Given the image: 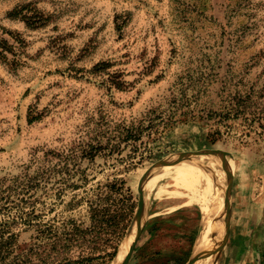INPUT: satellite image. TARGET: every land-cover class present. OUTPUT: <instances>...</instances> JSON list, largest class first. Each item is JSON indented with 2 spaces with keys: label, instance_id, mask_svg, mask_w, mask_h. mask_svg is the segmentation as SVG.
<instances>
[{
  "label": "rangeland",
  "instance_id": "374dc122",
  "mask_svg": "<svg viewBox=\"0 0 264 264\" xmlns=\"http://www.w3.org/2000/svg\"><path fill=\"white\" fill-rule=\"evenodd\" d=\"M0 26L10 32L0 29L9 64L0 60V223L22 233L16 254L36 243L24 222L89 227L98 187L124 180L133 219L146 196L128 264H190L217 212L205 223L193 195L166 177L191 176L183 165L203 160L219 193L203 166L200 193L226 204L214 264H264V249L234 253L239 172L250 193H264V0H0ZM133 219L113 260L109 228L68 258L113 264Z\"/></svg>",
  "mask_w": 264,
  "mask_h": 264
},
{
  "label": "trees",
  "instance_id": "16d2710c",
  "mask_svg": "<svg viewBox=\"0 0 264 264\" xmlns=\"http://www.w3.org/2000/svg\"><path fill=\"white\" fill-rule=\"evenodd\" d=\"M10 17H15L14 13H11ZM24 21L28 28L36 29L31 26L28 20ZM0 29L6 34H10L2 26ZM0 60L9 66L6 57L2 56ZM20 66L21 63L17 62V69ZM106 67L107 64H100L95 67L94 71ZM118 89L123 88L118 86ZM32 122L33 120L30 119L29 124ZM82 153L83 158L89 155L86 150ZM88 159H94V155H90ZM60 162H63V156L60 157ZM63 170H68V163ZM88 206L89 227L79 224L76 220H70L62 227L51 224H35L31 221L24 222V225L36 229L34 238L36 243L21 254L16 253L22 233L16 232L15 224L0 223V264H86L84 256L79 257L76 261H71L67 255L74 249L84 250L96 246L98 241H101V232L107 228L116 235L114 252L110 254V260H113L117 256L119 245L132 222L136 207L130 189L126 188V181L114 180L99 186Z\"/></svg>",
  "mask_w": 264,
  "mask_h": 264
},
{
  "label": "bare ground",
  "instance_id": "6f19581e",
  "mask_svg": "<svg viewBox=\"0 0 264 264\" xmlns=\"http://www.w3.org/2000/svg\"><path fill=\"white\" fill-rule=\"evenodd\" d=\"M205 159V158H204ZM184 166V167H183ZM182 167L183 168H186L187 170V173L191 176H187V175H180L179 173L180 172H184L185 170L182 169V168H179V169H176L175 172H173L170 176L168 175L166 177V179L170 178L172 179L176 184L175 186L177 187H181L183 189H185L187 192H189L190 194L193 195V200H196L197 203L201 206V210H202V213H203V219H204V222L205 223H210V216H211V210L212 209H215L216 212H217V216L215 219L216 221L214 222V219L213 222L216 223L215 226H214V229L212 230V232H210L211 228H208L203 234L202 236L200 237V241H199V244H198V248H197V257H196V261L197 263L196 264H199L200 263V259H201V254H199V251L200 249L203 247V252H204V262L202 264H214V259H213V255L215 254L216 255V251L219 247V245L221 244V241L224 236V232H223V229H224V224H225V221H226V204L223 200V198L220 197L219 195V201H215L212 203L211 199H209V196H210V193L208 191V189L202 191L203 194L200 193L199 191V185H200V181L197 180V179H200L199 178V174H200V170H201V166L205 167V169H207V171L205 172L204 176L206 179V181H209L210 182V185H211V188L213 189V192H217V194L219 193L218 190V186L217 188L215 187V182L214 180L216 179H212V174H215V170H214V167L213 165L211 166L210 165V168L211 169H208V165L206 164L205 161L203 160H200V164L198 165L197 163H187L185 165H183ZM191 168V169H190ZM194 171H193V170ZM196 171V172H195ZM199 172V173H198ZM211 172V174L209 173ZM207 177H206V176ZM216 176V175H215ZM214 176V177H215ZM195 177V178H194ZM219 177V176H218ZM221 177V176H220ZM197 178V179H196ZM216 181V180H215ZM203 184H206L207 186H209V183L207 182H204L203 181ZM158 187V186H157ZM170 187V186H168ZM203 187L206 188V186L204 185ZM180 188V189H181ZM216 188V189H215ZM150 189V188H149ZM156 190V189H155ZM159 191L158 190L156 192V194L158 195L159 194ZM178 191V190H177ZM180 192V191H179ZM212 193V192H211ZM214 194V193H212ZM150 195H151V191H150ZM169 195V194H168ZM179 195V194H178ZM185 195V194H184ZM187 195V194H186ZM172 196V195H171ZM176 196V195H175ZM174 196V197H175ZM217 196V195H216ZM160 197V196H158ZM157 197V198H158ZM168 197V196H167ZM179 197V196H178ZM218 199V198H217ZM192 200V201H193ZM188 201V200H187ZM194 202V201H193ZM150 205V204H149ZM197 205V204H196ZM216 205V206H215ZM187 206V205H186ZM145 211V210H144ZM215 215V213H212V215ZM145 216H146V213L144 212L143 216H142V220L140 222V224L138 225V227H134L133 228V231L130 232L128 238L126 239V241L124 242V245L123 247L121 248L120 252H119V255L118 257L116 258V261L113 263V264H121L122 261L124 260L126 254L128 253V251L131 249L132 247V244L135 240V237L136 235L138 234L139 232V229L141 228L142 224L144 223V220H145ZM215 218V217H214ZM220 221V222H219ZM212 222V223H213ZM211 226V225H210ZM210 232V233H209ZM209 233V234H208ZM208 235V236H207ZM207 237V238H206ZM204 244V245H203ZM225 251V250H224Z\"/></svg>",
  "mask_w": 264,
  "mask_h": 264
},
{
  "label": "crops",
  "instance_id": "0c3cea01",
  "mask_svg": "<svg viewBox=\"0 0 264 264\" xmlns=\"http://www.w3.org/2000/svg\"><path fill=\"white\" fill-rule=\"evenodd\" d=\"M235 182V193H237L239 200L237 204L239 220L235 228L236 244L234 247H236V251L234 250V253L238 255L251 248V255L257 257L263 253L262 251L257 253V251L264 249V193H250L251 187L247 185L248 177L244 170L239 172ZM247 258L246 256L243 259V264H251ZM236 264L240 263L236 261Z\"/></svg>",
  "mask_w": 264,
  "mask_h": 264
},
{
  "label": "water",
  "instance_id": "95a60500",
  "mask_svg": "<svg viewBox=\"0 0 264 264\" xmlns=\"http://www.w3.org/2000/svg\"><path fill=\"white\" fill-rule=\"evenodd\" d=\"M196 156H203L202 154H197ZM186 159H190L191 158V156H186L185 157ZM179 161V160H178ZM178 161H171V162H168V163H166L165 165L167 166V165H174V164H176V162H178ZM145 207H146V196H145V192L143 191V194H142V196H141V199H140V203H139V206H138V209H137V211H136V214H135V217H134V219H133V223H132V225H131V232L133 231V228L134 227H138V225L140 224V222H141V220H142V216H143V214H144V209H145ZM143 227H144V223H143V225H142V227L139 229V232H138V234L136 235V237H135V240H134V242H133V244H132V247H131V249L128 251V253L126 254V256H125V258H124V260L122 261V263L121 264H128V262H129V260H130V258H131V256H132V254H133V252H134V249H135V246H136V244H137V241H138V239H139V237H140V235H141V233H142V230H143ZM197 263V261H196V259L194 258V256H193V258H192V260H191V263L190 264H196Z\"/></svg>",
  "mask_w": 264,
  "mask_h": 264
}]
</instances>
